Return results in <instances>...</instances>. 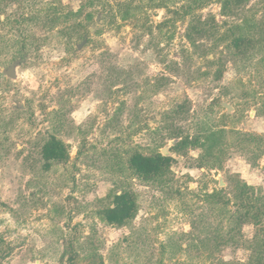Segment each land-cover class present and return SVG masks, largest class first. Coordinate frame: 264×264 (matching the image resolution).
<instances>
[{
    "label": "rangeland",
    "instance_id": "rangeland-1",
    "mask_svg": "<svg viewBox=\"0 0 264 264\" xmlns=\"http://www.w3.org/2000/svg\"><path fill=\"white\" fill-rule=\"evenodd\" d=\"M87 1L0 0V264L263 257L264 48L235 59L224 36L244 18L262 20L264 0L234 16L223 15L220 0H133L141 9L127 20L89 0L80 16L56 20ZM197 16L214 17L219 32L193 47L185 33ZM184 99L188 114L173 116ZM203 121L225 131L223 153L174 151L172 130L194 135ZM49 135L67 158L45 168ZM165 147L173 160L164 176L143 180L128 168L135 151L163 155ZM123 189L136 194L138 212L112 227L100 211Z\"/></svg>",
    "mask_w": 264,
    "mask_h": 264
},
{
    "label": "trees",
    "instance_id": "trees-1",
    "mask_svg": "<svg viewBox=\"0 0 264 264\" xmlns=\"http://www.w3.org/2000/svg\"><path fill=\"white\" fill-rule=\"evenodd\" d=\"M155 6L165 7L171 0H155ZM248 0H220L221 11L224 16H234L239 13V10L247 3ZM154 2V1H153ZM90 1L82 5L77 11L70 13H60L56 20H69L72 16L76 18L80 16L84 9L88 6ZM105 5H109L113 11L114 17L118 19L127 20L135 17L140 12L141 6L134 3L133 0H115L112 5L110 0H104ZM191 5H188V10L191 12ZM110 11V12H111ZM94 13H86L85 20L87 22L94 21ZM74 24L79 26L82 23L76 22ZM75 28V27H73ZM77 32V31H76ZM219 32L218 23L214 17L202 19L197 16L189 23L185 38L193 47L197 46V42L204 38H211ZM230 33V35H228ZM79 35V34H78ZM82 35H79L81 37ZM224 38L229 41V51L235 59H244L248 57L249 52L253 50H260L264 48V15L263 19L259 21L256 19L244 18L240 22H235L226 31ZM222 40V39H220ZM211 51L204 53L208 56ZM221 72L219 71L218 74ZM189 99H184L179 102L172 109L173 116H182L189 112ZM205 118V117H204ZM180 127H175L172 130V137L170 139L177 140L172 146L173 150L178 152L185 146L193 148H200L203 151V156H214L216 153L222 154V149L227 146L225 141V131L213 127V124L203 121L202 126L194 135H184ZM260 138L247 134L243 138ZM40 158L44 161L45 168H48L51 162H61L67 158V150L64 144L54 135H49L40 147ZM172 157L164 156L162 154L147 156L135 151L127 159L128 168L132 170L134 176L143 180H154L157 177H162L170 170ZM109 204L100 211V217L104 222L112 227H122L135 218L138 212V199L136 194L128 189H123L120 192L111 194L109 197ZM247 213H239L235 217V228H240L241 223L246 221ZM230 232V230H229ZM252 264H264V256H256Z\"/></svg>",
    "mask_w": 264,
    "mask_h": 264
},
{
    "label": "water",
    "instance_id": "water-1",
    "mask_svg": "<svg viewBox=\"0 0 264 264\" xmlns=\"http://www.w3.org/2000/svg\"><path fill=\"white\" fill-rule=\"evenodd\" d=\"M227 107H228V106H227ZM229 108H231V107H229ZM176 142H177V140H172V141H171V144L174 145ZM162 153H163L164 156L167 155V153H168V152H167V147H165L164 149H162Z\"/></svg>",
    "mask_w": 264,
    "mask_h": 264
}]
</instances>
